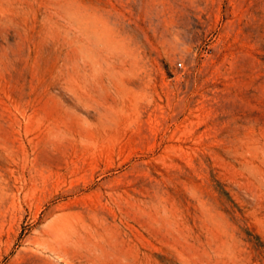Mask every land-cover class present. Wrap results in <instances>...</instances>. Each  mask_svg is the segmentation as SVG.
I'll return each instance as SVG.
<instances>
[{
	"label": "rangeland",
	"instance_id": "rangeland-1",
	"mask_svg": "<svg viewBox=\"0 0 264 264\" xmlns=\"http://www.w3.org/2000/svg\"><path fill=\"white\" fill-rule=\"evenodd\" d=\"M0 264H264V0H0Z\"/></svg>",
	"mask_w": 264,
	"mask_h": 264
}]
</instances>
